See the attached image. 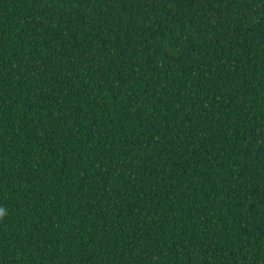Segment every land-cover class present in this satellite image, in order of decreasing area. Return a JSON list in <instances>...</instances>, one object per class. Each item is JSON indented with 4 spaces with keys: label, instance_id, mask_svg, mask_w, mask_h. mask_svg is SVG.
<instances>
[{
    "label": "trees",
    "instance_id": "obj_1",
    "mask_svg": "<svg viewBox=\"0 0 264 264\" xmlns=\"http://www.w3.org/2000/svg\"><path fill=\"white\" fill-rule=\"evenodd\" d=\"M0 264H264V0H0Z\"/></svg>",
    "mask_w": 264,
    "mask_h": 264
},
{
    "label": "clouds",
    "instance_id": "obj_2",
    "mask_svg": "<svg viewBox=\"0 0 264 264\" xmlns=\"http://www.w3.org/2000/svg\"><path fill=\"white\" fill-rule=\"evenodd\" d=\"M2 216H3V212H2V211H0V218H2Z\"/></svg>",
    "mask_w": 264,
    "mask_h": 264
}]
</instances>
